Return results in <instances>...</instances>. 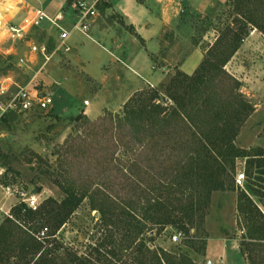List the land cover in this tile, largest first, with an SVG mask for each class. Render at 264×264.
Wrapping results in <instances>:
<instances>
[{
	"label": "trees",
	"instance_id": "16d2710c",
	"mask_svg": "<svg viewBox=\"0 0 264 264\" xmlns=\"http://www.w3.org/2000/svg\"><path fill=\"white\" fill-rule=\"evenodd\" d=\"M227 5L232 7V21L192 75L178 70L162 84L163 92L152 89L133 95L122 114L94 121L82 113L74 118L87 129L58 150L56 182L64 198H48L36 210L24 203L15 207L16 219H7L0 226V264H55L49 258L53 250L48 246L85 199L100 213L111 239L114 232L121 235L125 242L118 248L137 256L139 264H196L187 254L152 250L144 243L145 234L166 226L183 236L188 234L197 219L202 221L214 192L238 188V158H249L250 175H264V152H248L237 146L240 130L254 106L241 91L240 81L225 68L251 30L264 35V0H231ZM101 127L109 134L105 146L102 136L95 133ZM95 141L102 143L99 161L88 160L85 168L74 174L66 167L72 153L82 150L84 154L85 147ZM159 158L163 163L160 171L154 165ZM252 193L258 195L257 191ZM237 211L245 231L241 252L248 264H264V212L242 189ZM36 219L44 220L47 230V226L52 228L44 235V253L42 243L27 231ZM14 249L17 258L9 254ZM110 249L107 255L111 258L97 260L113 264L111 259L118 254L115 247ZM78 261L89 264L88 260Z\"/></svg>",
	"mask_w": 264,
	"mask_h": 264
},
{
	"label": "rangeland",
	"instance_id": "374dc122",
	"mask_svg": "<svg viewBox=\"0 0 264 264\" xmlns=\"http://www.w3.org/2000/svg\"><path fill=\"white\" fill-rule=\"evenodd\" d=\"M77 1L80 0H0V85L9 83L14 87H24L39 84L40 89L52 92L54 97V106L49 111L7 114L0 119V226L7 219H16L14 209L20 204L21 190L37 196L38 207L43 206L48 198L58 201L64 198V193L56 182L59 172L56 170L59 161L58 150L69 138L85 134L86 125L74 121V118L84 114L83 111L78 112L84 103L83 99L96 88L85 80L81 82L76 75V78L67 75L64 72L66 64L53 63L44 56V45L50 52L55 49L57 43V40L53 41L54 34L50 35L48 31V27L52 26L49 22H43L39 27H27L21 38H16L10 27L26 26L37 10L44 9V2L55 7L61 4L63 11L71 13L73 4ZM230 1L226 0L219 8L216 7L211 16L207 10L206 14L203 10L192 12L188 24H191L194 34L191 37L171 35L167 40V47L155 59L157 66H167L166 70H169L164 79L155 87L144 86L134 95L152 89L163 92L162 84L167 83L179 70L178 66L190 50L201 47L203 51H207L233 19L232 7L227 5ZM103 7V0H98V14ZM252 32L256 34L251 36ZM48 35L51 36L50 41H47ZM225 68L240 81L241 91L254 106V112L240 130L237 146L248 152H264V35L256 29L251 30ZM123 110L124 105L117 111L106 110L97 118L85 116L94 121L109 115L122 114ZM95 133L99 137L102 136L103 145H107V142H104L109 138L106 128H98ZM102 143L97 144L95 141L93 146L85 147L84 154L82 150L74 151L72 156L68 157L66 167L76 174L75 170L85 168L88 160H92V163L99 161L103 154L100 148ZM160 159L154 164L155 169L159 171L163 168ZM171 164L169 163L170 166ZM248 167L249 158L236 160V173H244L245 181L242 185L236 181L238 188L235 191L214 192L203 210L202 221L197 219L196 227L188 234L184 232L180 242L172 240V236L179 232L172 226H166L161 231L155 227L153 233L147 232L143 238L144 243L152 250L164 249L172 254H187L196 264H248L247 257L242 252L244 261L233 251H228V257L224 260V251L230 248L234 241H237L240 249L245 232L240 226L242 219L237 211L240 190H247L264 212V175H250ZM251 189L257 191L258 195L255 196ZM32 226L27 231L42 243L41 253H44V241L47 240L39 237L42 230L49 234L52 228L47 226V230L44 220L40 219H36ZM108 233L102 225L100 213L93 210L85 199L56 232V239L48 246L53 250L49 258L51 261L55 260V264H80L78 260H88L89 264H106L101 260L107 256L111 258L107 251L115 247L118 255L111 259L113 264H139V260L135 259L137 256H130L118 248L125 242L121 241V235L114 232V239H111ZM9 254L14 258L19 257L15 249ZM99 257L104 258L97 260Z\"/></svg>",
	"mask_w": 264,
	"mask_h": 264
},
{
	"label": "crops",
	"instance_id": "0c3cea01",
	"mask_svg": "<svg viewBox=\"0 0 264 264\" xmlns=\"http://www.w3.org/2000/svg\"><path fill=\"white\" fill-rule=\"evenodd\" d=\"M225 1L103 0L104 7L92 23L88 35L73 32L67 41L70 51L53 49L49 52H54L49 61L66 64L64 72L67 75L73 78L76 75L81 82L85 80L96 86L93 93L86 94L78 112L83 111L88 117L97 118L106 110L122 108L144 86H157L169 71L167 66L155 64L158 54L167 47V40L171 35L191 37L194 30L188 24L190 14L198 10L206 14L207 10L211 16L215 8ZM43 11L52 17L62 12L65 27H69L74 19L73 10L66 13L61 4L55 7L44 2ZM48 29L50 35L54 34L53 41H56L58 30L53 25ZM255 34L252 32L251 36ZM50 35L47 41L51 40ZM205 52L201 47L190 50L178 69L192 75L203 61ZM74 107L78 109L76 105ZM228 251L235 252L244 261L237 241L224 251V260Z\"/></svg>",
	"mask_w": 264,
	"mask_h": 264
},
{
	"label": "built area",
	"instance_id": "2783aa9c",
	"mask_svg": "<svg viewBox=\"0 0 264 264\" xmlns=\"http://www.w3.org/2000/svg\"><path fill=\"white\" fill-rule=\"evenodd\" d=\"M59 1V0H58ZM98 0H91L90 2L80 0L74 2L73 12L74 19L69 27L63 26L64 16L59 12L56 16H49L43 10H37L35 16L24 27H10V31L16 38H21L27 27H39L43 22H49L58 30V39L55 50L70 51L68 39L70 35L77 31L88 35L92 23L98 16L97 11ZM37 50V48H35ZM54 50V51H55ZM54 53V52H52ZM51 53L44 45V56L49 60ZM23 61V60H22ZM54 106L53 93L39 88V84H32L30 86H16L13 84L4 83L0 85V119L7 114H26L35 111H49ZM245 174L240 173L236 175V181L242 185L245 181ZM10 190V188H8ZM20 203L26 204L29 208L36 210L38 208V197L29 195L24 190L19 192ZM45 231H41V237H44ZM182 234L176 233L172 236L174 242L182 240Z\"/></svg>",
	"mask_w": 264,
	"mask_h": 264
}]
</instances>
